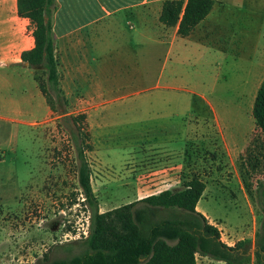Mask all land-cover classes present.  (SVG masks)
I'll return each instance as SVG.
<instances>
[{"label":"rangeland","instance_id":"1","mask_svg":"<svg viewBox=\"0 0 264 264\" xmlns=\"http://www.w3.org/2000/svg\"><path fill=\"white\" fill-rule=\"evenodd\" d=\"M215 6L206 16L211 38L179 39L152 56L150 72L105 74L108 81L91 98L99 104L85 102L83 89L72 86L64 112H48L30 68L0 65V264H36L43 254L67 258L83 250L88 206L76 179L78 146L99 211L197 176L211 188L204 204L216 223H248L240 182L261 219L264 140L250 133L230 164L216 145L212 111L229 138L240 141L264 78V0ZM188 90L210 104L194 101ZM162 147L170 152L158 153ZM153 171L165 182L150 184Z\"/></svg>","mask_w":264,"mask_h":264},{"label":"trees","instance_id":"2","mask_svg":"<svg viewBox=\"0 0 264 264\" xmlns=\"http://www.w3.org/2000/svg\"><path fill=\"white\" fill-rule=\"evenodd\" d=\"M214 0H163L158 20L164 26L177 24L176 34L187 35L210 11ZM53 0H15L16 13L32 26L33 45L21 51L20 61L31 69L32 78L51 113L61 114L66 98L58 82L53 39L45 14ZM194 101L202 99L191 94ZM205 109L208 110L206 107ZM251 117L264 140V78L257 86ZM81 116L72 117L77 120ZM215 134V133H214ZM76 179L88 206L87 233L81 240L83 250L67 258L47 259L36 264H196L194 254L205 255L225 264H241L232 254L233 246L219 240L218 230L195 212L194 205L204 183L197 176L184 180L179 188H166L104 211L89 184V169L77 147ZM177 209L169 217L153 219L158 209ZM256 235L254 264H264V205ZM176 215V216H175ZM263 253V255L260 254Z\"/></svg>","mask_w":264,"mask_h":264},{"label":"crops","instance_id":"3","mask_svg":"<svg viewBox=\"0 0 264 264\" xmlns=\"http://www.w3.org/2000/svg\"><path fill=\"white\" fill-rule=\"evenodd\" d=\"M162 1L53 0L45 14V19L50 25L54 56L57 61L58 82L63 93L65 94V90L72 86L79 87L83 89L81 96L85 102L99 104L91 98L96 97L97 90L108 81L105 74L129 70L150 72L152 56H156L161 50L167 52L179 39H189L200 35L204 38H211L213 32L206 16L215 5L217 9H220L224 0H214L210 11L185 36L176 34L177 24L167 27L159 22L158 14ZM182 1L184 3L185 0ZM31 31L32 26L28 19L16 13L15 0H0V65L27 66L26 63L20 61L19 55L21 51L33 45ZM188 92L210 104L202 92L193 90H188ZM254 96L255 93L253 98ZM48 112H50L49 109ZM212 119L217 129L214 134L217 136L216 145L225 155L226 160L232 164L233 159L247 145L248 135L254 131L259 132V130L255 127L253 119L250 120L248 128L237 142L229 138L213 111ZM212 143L213 141L209 142L207 139L204 144L215 146V144L211 145ZM162 151L166 152L164 154L170 152L169 149L162 147L158 153ZM210 157L213 158L212 154ZM166 163L158 167L160 169L158 172L161 173L165 169ZM176 167L182 168V165L178 164ZM155 172L157 171L150 172V174L153 173V177L150 178L152 185L164 181V179L156 178ZM174 182L176 181L172 183ZM203 183L202 192L194 205L195 212L201 214L208 224L216 227L219 240L226 246L241 242L231 251L234 257L243 261L241 264H254V252L257 250L255 239L259 232L260 219L257 220L256 211L249 203L241 182L239 190L242 198L247 202L249 214V221L245 225L216 223L211 218L210 208L204 204V201L213 197L211 188L207 182L203 181ZM162 185H164L162 188L145 193L143 196L170 188L167 184ZM139 198L141 197L131 201ZM158 210L166 211L164 217L182 213L171 208ZM259 213L261 214V210ZM260 254L263 255L262 252ZM194 258L196 264H225L222 260H214L198 253L194 254ZM261 262H264V258Z\"/></svg>","mask_w":264,"mask_h":264},{"label":"built area","instance_id":"4","mask_svg":"<svg viewBox=\"0 0 264 264\" xmlns=\"http://www.w3.org/2000/svg\"><path fill=\"white\" fill-rule=\"evenodd\" d=\"M86 233H87V226H86ZM86 233L84 232L83 236H85V235H86Z\"/></svg>","mask_w":264,"mask_h":264}]
</instances>
